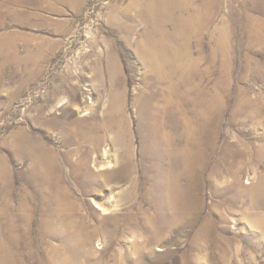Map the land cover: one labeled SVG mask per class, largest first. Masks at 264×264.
I'll list each match as a JSON object with an SVG mask.
<instances>
[{
  "label": "rangeland",
  "instance_id": "1",
  "mask_svg": "<svg viewBox=\"0 0 264 264\" xmlns=\"http://www.w3.org/2000/svg\"><path fill=\"white\" fill-rule=\"evenodd\" d=\"M195 1L202 11L216 7L212 24L204 34L207 45L203 49L207 53L211 50V31L216 35L212 43L216 44V30L218 32L223 22L228 23L231 15L247 12L264 17V0ZM134 3V0H0V219L4 221L0 222V264H58L56 252L67 250L55 237L42 238L41 219L45 212L58 209L57 202L53 200L50 206L46 205L44 197L36 192L35 186L26 178L32 157L20 156L11 140L24 130L42 139L55 149L62 167L66 169L67 179L74 183L70 177L71 166L63 159V150L88 142L81 134V141L65 143L67 136L59 123L79 124L80 120L87 119L94 124L97 119H108L113 90L108 66L114 60L121 66L126 87L123 113L127 121L122 122L120 114L114 117L117 121L120 119L121 128L126 129L123 131L124 146L115 145L114 128L99 131L98 135L103 136L104 141L98 150L93 151L92 164L97 171L101 167L100 171L113 170L117 167L114 154L124 153L122 150L131 145L136 180L133 198L125 194L129 189L126 181L107 185L98 181L88 192L75 188L74 184L71 187L81 204L79 212L90 225L99 224L96 214H118L123 220L132 217L134 226L120 230L116 233L117 238L108 241L103 230L99 231L95 240L85 247L83 264H264V209L248 206L249 194L241 198L232 189L233 192L214 197L206 183L203 186V205L193 223L171 226L172 223L166 221L171 220L172 215L157 213L154 199L147 193L152 181L147 170L150 163L144 157L149 155L151 137L138 106L147 68L139 56L137 45L149 30V24L139 17L147 12L148 2H142L141 9H130L127 14L126 9L129 10ZM116 12L120 13L118 19L121 18L124 28L112 21ZM176 23L177 20L171 18L165 21L171 33L176 30ZM237 28L238 41L234 44L235 62L231 68L228 96L231 95L232 103L241 93L263 101L264 44L251 47V36ZM130 29L133 31L129 32ZM197 41L196 37L190 40L193 58L199 55ZM184 46H181L182 51H186ZM221 70L219 62L213 74H206L207 88L216 85ZM224 115L214 159H221L220 151L228 139L227 134L235 144L239 139L259 146L264 143V118L255 120L257 122L247 118L232 124L230 118L233 114L228 108ZM90 126L86 124L85 128L90 129ZM74 158H77L76 154ZM251 160L248 159L241 176L245 187L257 182L259 175L255 169L260 173L264 171V162L251 165ZM95 161L101 164L98 166ZM222 177L225 178L224 175ZM27 190L32 194L29 198L32 217L29 232L25 233ZM213 208L216 212L212 211ZM161 215L165 225L161 222L156 225H162L163 230L147 224L149 216L158 218ZM207 220L215 230L212 231L213 246L202 239L201 245L195 247L193 240ZM11 222L18 230L15 235H22L13 245L8 236L9 228H6ZM107 230L110 231L111 226ZM151 236L158 239L155 244L148 242Z\"/></svg>",
  "mask_w": 264,
  "mask_h": 264
},
{
  "label": "bare ground",
  "instance_id": "2",
  "mask_svg": "<svg viewBox=\"0 0 264 264\" xmlns=\"http://www.w3.org/2000/svg\"><path fill=\"white\" fill-rule=\"evenodd\" d=\"M134 2L129 10L126 9L127 14L130 9L138 10L142 2H148L146 3L147 12L139 16L142 22L149 24V30L145 32L143 40L137 45L139 56L147 68L144 76L145 87L140 91L138 106L149 130V137H151L149 155L144 159L150 163L147 170L151 173L152 181L147 193L153 197L157 213H170L171 220L168 219L166 223H172L171 226L193 223L203 205V186L206 183L210 185L214 197L234 189L237 192L236 195L240 197L250 195L248 206L264 209V171L260 173L255 169L259 178L249 187L241 183V176L247 167L248 159H252L251 165L264 162V143L259 146L252 141L247 143L244 139H239L235 144L233 140H229L230 135L227 134L228 139H225L220 151L221 159H214L217 155L218 139H220L219 129L227 108L233 114L230 118L232 124H238L247 118H253L254 121L264 118V100H254L241 93L236 102L232 103L231 95L228 96L231 68L235 62L234 44L238 41L237 27L242 28L243 33L251 36V47L255 44L263 45L264 17H257L247 12L231 15L228 23L223 22L218 32L216 30L218 35L216 44L212 43L216 35L213 30L211 31L210 43L212 45H209L211 50L207 53L203 49L207 45L204 34L212 24L215 5L202 11V7L195 0H134ZM167 2H173V4L169 5ZM119 14L116 12L112 21L124 28L119 20L121 18L118 19ZM170 18L177 20V28L172 33L165 24V21ZM132 31V29L129 30V32ZM193 37L198 40L199 55L195 58H193V44L190 43ZM126 41L130 43L129 40ZM182 45H185L186 51H182ZM219 62L222 67L221 77L216 85L207 88L206 74H213ZM204 64L206 66L202 67ZM108 67L109 79L113 85L108 119H97L94 124L87 119L80 120L79 124L59 123V127L67 136L64 138L65 143L81 141L79 137L81 134L88 142L85 145L63 150L62 156L71 166L70 177L74 183L67 179L66 169L62 167L55 149L47 146L42 139L24 130L18 137L11 140L20 156L32 157L33 162L26 169V178L35 186L36 192L44 197L46 205L50 206L53 200L57 202L58 209L54 212H45L40 227L43 239L55 237L60 244L67 247L65 251L56 252L58 264H83L86 255L85 247L95 240L97 233L103 230L108 241L117 238L116 233L120 230L134 226L132 217L123 220L118 214L111 216L96 214L99 224L90 225L91 223L79 212L81 204L74 197L71 187L74 184L75 188L88 192L91 190V185L98 181L105 185L115 181H126L129 183V189L125 194L133 198L136 180L133 175L131 145L122 150L124 153L114 154L117 167L113 170L100 171L103 168L101 167L99 172L93 168L92 164L93 151L98 150L104 141V137L98 135L99 131L114 128L115 145L120 148L124 146L123 131L126 129L121 128L120 119L119 122L115 120L120 114L119 118H122V122L127 121L123 113L126 96L124 76L116 60L109 62ZM86 124L91 125L90 129L85 128ZM95 162L98 166L101 164ZM210 169L211 173H209ZM8 172L5 170V174L10 177ZM2 173L4 174L3 170ZM223 175L225 178L222 177ZM31 195L27 190L24 205L28 212L24 220L25 233L29 232L32 217L29 204ZM233 200L231 199L232 202ZM215 208L212 209L213 212H216ZM162 218H164L162 215L158 218L149 216L146 222L151 228L163 230L162 225H156L160 222L165 225ZM0 222H4L3 218ZM8 225L6 228H9L8 236L12 242L10 244L13 245L22 235H15L14 232L18 230L12 222ZM109 226L111 230L106 231ZM201 228L193 240L194 246H200L202 239H206L207 243L213 246L214 226L207 220L205 226ZM157 240L156 237L151 236L148 242L155 244ZM91 252L94 251L91 249ZM11 255L9 254V258L13 260Z\"/></svg>",
  "mask_w": 264,
  "mask_h": 264
}]
</instances>
